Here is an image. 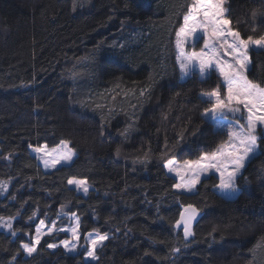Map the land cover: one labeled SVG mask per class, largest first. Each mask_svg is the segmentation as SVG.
Returning <instances> with one entry per match:
<instances>
[{
    "label": "trees",
    "instance_id": "obj_1",
    "mask_svg": "<svg viewBox=\"0 0 264 264\" xmlns=\"http://www.w3.org/2000/svg\"><path fill=\"white\" fill-rule=\"evenodd\" d=\"M190 2L0 0V181L8 182L0 264H264V248H256L264 241V138L237 178L236 198L217 190L215 174L179 193L164 167L227 139L203 115L201 93L218 75L182 76L176 60L175 33ZM224 7L243 38L264 36V0ZM250 57L247 75L264 86V49L251 48ZM61 140L75 158L46 171L29 145ZM72 177L89 182L87 195L68 185ZM187 204L200 218L185 239L174 225ZM63 212L78 216L81 244L88 233L108 235L98 259H86V246L49 249L63 232L26 255L21 245L39 222ZM9 217L16 237L2 229Z\"/></svg>",
    "mask_w": 264,
    "mask_h": 264
},
{
    "label": "snow or ice",
    "instance_id": "obj_2",
    "mask_svg": "<svg viewBox=\"0 0 264 264\" xmlns=\"http://www.w3.org/2000/svg\"><path fill=\"white\" fill-rule=\"evenodd\" d=\"M225 3L226 0H191L183 16V23L175 33L176 60L182 76L198 73L203 81L212 72L218 75L220 83L211 91L201 93V99L209 105L203 115L218 131L225 132L227 136L213 151L204 152L196 159L177 163L173 157L165 161L164 167L177 179L172 187L179 193H192L196 185L201 183L202 177L215 174L219 180L215 187L222 194L236 195L237 178L242 174L246 162L256 154L258 141L264 138V86L249 79L247 75L251 61L249 50L264 49V36L243 38L238 30L230 26ZM201 40L203 46L197 50V44ZM69 145L70 141L61 140L50 150L47 144L29 147L45 168H55L58 164H70L73 160L74 149ZM7 183L0 181V192L7 191ZM67 183L84 194L89 191L86 179L72 177ZM182 208L183 211L174 226L177 229L182 228L187 239L194 235L191 229L199 209L193 204L182 205ZM72 216L75 217V213ZM11 220L12 217H9L3 226L12 229ZM39 225L44 226V221L41 220ZM40 226L36 228L34 239L21 245L28 255L37 251L41 240ZM79 227L77 217L74 227L57 229L56 223L52 222L50 227H46L44 234L51 235L55 231L70 232L77 243L70 245L68 240L61 243L68 251H75L81 239ZM12 234L15 235V232ZM86 239L89 242L87 256L98 259L97 248L103 247L104 242L109 239L108 235L88 233ZM47 247L54 249L57 245L49 243ZM256 248H264V241L257 244ZM173 251L179 252L180 249L175 248ZM253 256L255 257V250Z\"/></svg>",
    "mask_w": 264,
    "mask_h": 264
},
{
    "label": "rangeland",
    "instance_id": "obj_3",
    "mask_svg": "<svg viewBox=\"0 0 264 264\" xmlns=\"http://www.w3.org/2000/svg\"><path fill=\"white\" fill-rule=\"evenodd\" d=\"M203 46V41L201 40L200 41V43H198L197 44V50H199V48L200 47H202ZM251 49V48H250ZM256 49V48H255ZM249 55H250V50H249ZM250 65H251V61H250ZM249 68H250V66H249ZM244 121H241V123H243ZM259 142V141H258ZM48 146V145H47ZM55 146H48V149L50 150V149H52V148H54ZM69 147H71V142H70V145H69ZM72 148V147H71ZM73 149V148H72ZM258 151H259V147L257 148V151H256V154L258 153ZM34 153V152H33ZM35 154V156L37 157V154L36 153H34ZM255 154V155H256ZM74 158H75V151H74V156H73V160H74ZM39 160V159H38ZM73 160L71 161V163L73 162ZM176 160V162L177 163H181V162H183V161H181V160H177V159H175ZM39 162H40V164L42 165V167L46 170V171H51V170H53V169H55V168H58V167H60V166H63V165H68V164H65V163H61V164H58V165H56V167L55 168H53V167H48V168H45L44 167V164H43V162L41 161V160H39ZM70 163V164H71ZM248 162H246V164H247ZM246 166V165H245ZM168 171V170H167ZM243 171V170H242ZM170 174H172V176H174V174L173 173H170ZM210 175H212V174H209L208 176H210ZM207 176V177H208ZM203 178H205V177H202L201 179H203ZM77 179H84V178H77ZM177 180V179H176ZM87 184H88V187H89V191L92 189V186L89 184V182L87 181ZM71 187H73V188H75V186H73V185H70ZM196 187H197V185H196ZM76 189V188H75ZM77 190V189H76ZM196 190V188L193 190V191H195ZM219 192H220V190L219 189H217ZM78 192H80V193H82V194H84L81 190H77ZM89 191H88V193H89ZM239 189H238V192H237V194L236 195H234V196H228V195H226V194H223L224 196H226V197H228V198H236L238 195H239ZM87 193V194H88ZM221 193V192H220ZM87 194H84V195H87ZM222 194V193H221ZM60 217H66V218H68V220H70V222L69 223H67L66 225H62L61 223H60V221H59V218ZM78 216L75 214V217H73L72 216V214H70V213H65V212H63L61 215H59V218L58 219H55V220H53L52 222H55L56 223V228L57 229H60V228H71V227H74L75 226V219L77 218ZM12 221H13V219H12ZM8 222V219H4V221H3V224L1 225L2 226V229L3 230H5L7 233H9V234H12L14 231H10V229H8L7 227H4L3 225L4 224H6ZM52 222H49V223H46V222H44V226H40L39 224L37 225V226H40L41 227V239L44 237V236H46L44 233H45V231H46V227H50L51 226V224H52ZM57 232H63V231H55L54 233H57ZM53 233V234H54ZM63 233H66L67 234V238H65V239H63L62 241H64V240H68L69 242H70V245L71 244H73V243H77L75 240H74V238L71 236V233L70 232H63ZM78 233H79V235H80V237H81V231H80V227H79V229H78ZM91 233H93V235H95L96 234V232H91ZM99 234H101V233H99ZM35 235H36V232H35V234H34V236H33V239H34V237H35ZM12 236L13 237H16L17 236V233H15V235H13L12 234ZM86 237H87V235H86ZM86 237H85V242H84V244H81V242L79 241L78 242V244H77V247H76V250L75 251H70V252H72V253H76L78 250H80V249H83V247L84 246H86L87 247V250L89 249V242H88V240L86 239ZM81 240V239H80ZM61 241V242H62ZM61 242H58V243H55L57 246H59V245H61V246H63L62 245V243ZM64 247V246H63ZM35 253V252H34ZM26 255H28L27 253H26ZM96 256H97V252H96ZM85 257H86V259L87 260H92V261H95L96 259H93V258H91V257H88L87 256V252H86V254H85Z\"/></svg>",
    "mask_w": 264,
    "mask_h": 264
},
{
    "label": "water",
    "instance_id": "obj_4",
    "mask_svg": "<svg viewBox=\"0 0 264 264\" xmlns=\"http://www.w3.org/2000/svg\"><path fill=\"white\" fill-rule=\"evenodd\" d=\"M199 218H200V213H198L196 219L193 221L192 229H193L194 225L198 222ZM192 229H191V230H192ZM188 238H189V237H188Z\"/></svg>",
    "mask_w": 264,
    "mask_h": 264
}]
</instances>
